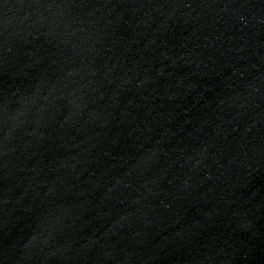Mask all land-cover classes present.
I'll return each mask as SVG.
<instances>
[{"label":"water","instance_id":"obj_1","mask_svg":"<svg viewBox=\"0 0 264 264\" xmlns=\"http://www.w3.org/2000/svg\"><path fill=\"white\" fill-rule=\"evenodd\" d=\"M0 264H264V0H0Z\"/></svg>","mask_w":264,"mask_h":264}]
</instances>
